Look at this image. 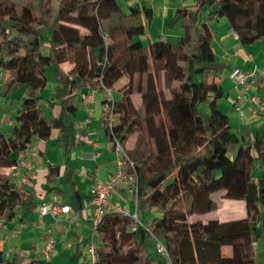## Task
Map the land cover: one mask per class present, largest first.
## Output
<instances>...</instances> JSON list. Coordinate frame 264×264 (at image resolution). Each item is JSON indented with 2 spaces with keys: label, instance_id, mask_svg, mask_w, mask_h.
Segmentation results:
<instances>
[{
  "label": "trees",
  "instance_id": "trees-1",
  "mask_svg": "<svg viewBox=\"0 0 264 264\" xmlns=\"http://www.w3.org/2000/svg\"><path fill=\"white\" fill-rule=\"evenodd\" d=\"M122 2L0 0V74L7 75L0 94L25 86L9 135L0 129V221H11L17 211L28 217L39 205L33 191L18 187L6 172L17 166L15 154L34 140L46 143L54 129L57 142L70 151L80 142L69 121L75 99L85 88L103 91L102 82L118 93L113 101L103 100L100 120L107 139L118 140L131 163L122 171L135 177L136 219L113 210L103 214L94 228V264H166L156 240L170 264H255L254 244L264 235V122L255 131L246 126L234 132L220 108L227 65L215 57L208 22L224 17L238 41L252 46L264 39V0H196L195 9L178 7L167 22L182 31L177 44L143 43L151 9L125 11ZM203 9L205 21L199 22ZM47 68L58 84L52 100L60 108L56 117H46L40 107ZM59 168L48 167L46 194H59L81 214L89 197L74 189L67 162L68 190L61 189ZM218 193L221 200L243 202L244 215L203 218L219 209ZM86 240L75 245L77 260ZM3 253L0 264L16 263V255L3 259ZM27 264L51 263L33 256Z\"/></svg>",
  "mask_w": 264,
  "mask_h": 264
},
{
  "label": "crops",
  "instance_id": "crops-1",
  "mask_svg": "<svg viewBox=\"0 0 264 264\" xmlns=\"http://www.w3.org/2000/svg\"><path fill=\"white\" fill-rule=\"evenodd\" d=\"M121 4L125 11L127 10V6H136L139 8L145 7L151 9L153 13V21L148 27H146L145 34L140 38L143 43H146L148 40L162 39L168 41L171 44H177L182 31L178 24L172 28H169L167 22L171 20L176 9L180 6H186L190 9H195L196 0H123ZM204 12H206V9H203L198 13L199 22L205 21ZM223 18L224 17H219L215 20H212L208 22V25L212 31V46L215 57L218 61L227 65V70L223 74L222 87L224 99H227L228 103L225 104V109L221 107L222 102H219V106L228 115L233 127V125H241L242 122L238 121V114L236 115L237 118L235 120L231 119L232 112H235V105L233 103L234 100L236 101V91L230 95L231 88L234 91L231 81L232 72L238 69L246 70L253 65L264 68V62H257V52H255V49L257 48L256 45L258 42L252 46L241 44L238 39L233 37V32L229 27L227 20ZM93 90H95L94 101L88 105H85L81 102L79 95L80 93H87L91 90L88 91V89L85 88L79 93V95H77L76 99L79 100L76 102L75 99L77 108L69 119L70 123L74 125L75 135L78 136V140L80 141L79 143L77 142L70 149V151L65 152L63 147L57 142L59 131L54 129L51 131L50 138L46 143L40 140H34L31 144V147L26 152H19L15 154V158L17 160H19L21 156L25 157L31 163L32 167L30 169L20 168L15 174H13V171L17 169L15 167L6 170L7 173L12 175L13 180L18 187H21L24 190L31 189L33 191L35 200L38 204L43 201L50 200L53 196H57L61 203H64L59 194L55 192L46 194V188H49V185L46 181V175L49 166H60L58 185L61 189L68 190V186L64 183L63 178L64 164L67 162L68 167L73 169V187L79 192L81 197H89V189L95 178L106 182L110 179L116 169L113 143L107 139L100 120L102 103L104 100L103 98H105L106 95L104 91L99 89ZM260 95L264 97L263 89L260 91ZM52 100L50 103H47L48 101H46V107H41L40 104L43 114L46 117H56L59 114L60 108L58 105H52ZM238 102L242 106L248 104L244 100ZM44 111H49L52 113V116H47ZM248 119L246 122H248ZM10 120L12 119L7 120V124ZM87 120L89 122L86 125H83V123ZM250 120L252 123L254 122L259 124V122H256L254 117ZM8 126L10 125L8 124ZM239 127V129H243L241 126ZM247 127L252 129L251 124H248ZM5 133L9 135L10 131ZM52 143H56L58 146H60L61 151L59 150L58 153L52 155L50 152V148L53 145ZM31 152L34 153V155H32ZM75 182H78V185L81 189H76ZM130 186H132V183L130 182H120L111 193L109 202L121 205L128 211L132 209L134 204L133 206L131 205L130 209L127 207V205L130 204L129 202H131L127 197V195L130 196L132 193V188ZM87 204L88 202L83 203L81 209V214H83V216L80 214L79 220L75 223H70L69 221L71 214H67L63 220L58 222L53 221L50 216H45L42 218L41 223H39L38 212L36 208L28 217L17 211V216L15 218H18V220L20 218L24 219L22 223L17 222L14 228V230H17V234L15 236L18 235L19 240L12 251L8 250L9 253L11 251L10 257H8V253L4 252L2 258L10 259L13 255H16L15 264H17L19 260V263L21 264L22 259L20 256H18V253L19 249H21V246L25 245L27 249L20 250V252H22V254H24L27 258L25 264H27L30 258L33 256L42 260L40 253L42 243L46 237L45 235L47 231L50 230V233L54 236L56 242L54 253L49 260L51 262L54 256L58 254L57 251L59 252V250L63 249V245L61 244L67 243V245H73L71 241L75 240L74 245H76L79 241L86 238H82V234L85 233L83 232V225L84 223L92 224L90 221V213L84 212V208L87 207ZM11 237L14 236L11 235ZM83 244L84 242L79 244L80 250L84 247ZM0 250L2 249L0 248ZM224 254L228 255V253Z\"/></svg>",
  "mask_w": 264,
  "mask_h": 264
},
{
  "label": "built area",
  "instance_id": "built-area-1",
  "mask_svg": "<svg viewBox=\"0 0 264 264\" xmlns=\"http://www.w3.org/2000/svg\"><path fill=\"white\" fill-rule=\"evenodd\" d=\"M233 37L237 39V35L233 33ZM232 80L234 83V88L238 90L236 96V101H234L235 109L240 108L238 101H246L250 105V111L253 114L261 115L264 117V97L260 95V91L264 90V68L253 65L246 70H235L232 74ZM102 89L106 95V99L113 101L112 88L104 85L101 82ZM95 90H91L87 93H80L79 98L81 102L85 105L93 103ZM240 119L245 118V113L240 112ZM114 121V117H110V123ZM89 121H85L83 125H86ZM11 125L12 122L8 121ZM113 151L115 155L116 169L113 175L108 181H101L97 178L93 180V184L89 189V200L87 207L84 208L85 213H90V221L92 222V233L90 236V244L85 245V250H87V258L89 259L88 264H94L95 254V241L97 235L94 232L96 224L101 220L103 214L108 210L122 212L124 214H130L128 210L124 209L118 204L110 203L109 198L111 193L117 187L120 182H134V176H128L122 171V167L130 163L126 157L123 145L116 139L113 140ZM32 153V152H31ZM34 155V153H32ZM131 164V163H130ZM31 163L25 158L20 157L17 166L13 171V174L17 173L20 168L30 169ZM38 212V222L41 223L42 218L45 216H50L53 221L63 220L67 214H71L70 223H75L79 220V212H73L68 204L61 203L57 196H53L48 201H43L37 206ZM136 219L135 214L132 215ZM17 230H14L11 235L15 236ZM10 235V236H11ZM46 237L43 240L41 248V259L44 261H49L50 257L55 250V238L51 235L50 230L47 231ZM155 250L161 254L166 260V264H170V259L168 258L166 249L160 240H156Z\"/></svg>",
  "mask_w": 264,
  "mask_h": 264
},
{
  "label": "rangeland",
  "instance_id": "rangeland-1",
  "mask_svg": "<svg viewBox=\"0 0 264 264\" xmlns=\"http://www.w3.org/2000/svg\"><path fill=\"white\" fill-rule=\"evenodd\" d=\"M53 7H54V12H55V2H54ZM41 41L45 45L47 44V34L42 35ZM256 47L257 48L255 49V52H257V54H256L257 62L263 63L264 62V39L259 41L257 43ZM61 68L64 71H69L70 65L68 63H66L64 60H61ZM233 73H234V71L232 72V74ZM46 74H47V77L49 79H48L46 87L41 92V95H42V101L40 103L41 107H46L45 106L46 101H48L47 103L51 102V100L53 98L52 97L53 96V90L57 87V83L55 81V78H53L52 68H47ZM6 79H7V75L0 74V89L3 87L4 81ZM231 81H232V87H233L234 91L231 88L230 95H232L236 91V96H237L238 90H236L234 88V83H233L232 77H231ZM24 89H25V86H18L17 88L14 89V92L11 95L9 94L7 96H2L0 94V129L3 132H7V131L9 132L10 131V126H8L7 120L13 119L15 114L17 113L18 108H19L20 104L22 103V100L25 97ZM112 94H113L114 98L118 97L117 92L115 91L114 87H112ZM236 96H235V98H236ZM103 99L105 100L106 96ZM132 99H133L135 104H138L139 95L134 94L132 96ZM78 101L79 100L76 99V102H78ZM219 102L220 103L222 102L221 107L223 109H225L226 108L225 104L228 103V100L223 98ZM250 109L251 108H250L249 104H245L243 106L240 105L239 110L235 109L236 114H235V112H232L231 119L235 120L237 118V116H236L237 114H239L240 112H244L245 118L244 119L239 118V120H238L239 122H242L243 124L241 123V125H239V126H241L242 128H245L246 126H248V124H251L252 130L255 131V130H257L258 127H261V124L264 122V117L261 115L252 114ZM44 112L47 116H52V113H50L49 111H44ZM253 117H254V119H256V122H259V124H256L254 122L252 123V121L250 119L251 118L253 119ZM247 119H248V122H246ZM239 126H238V124L233 125L234 132L238 131L237 128ZM59 150L61 151V147L58 146L56 143H54L50 148V152L52 155L55 153H58ZM75 186H76V189H81L78 185V182L77 183L75 182ZM130 187L132 188V186H130ZM127 197H128V200L131 201V202H129L130 204L127 205L128 209H130L131 205L133 206L134 203L132 201L133 199H132L131 195L130 196L127 195ZM215 199H217L219 201V209L214 211V212L205 214L203 218L208 219L211 217H216L220 220H228V219L240 218L244 215L245 205L243 202L235 201V200H221L219 193L215 195ZM129 211H130V214L133 215L134 214V206ZM26 220H27V218H26ZM17 222H18V218H14V219H12V221H0V248L4 252L8 253L7 254L8 257H10L11 251L13 250V248L15 247V245L18 243V240H19L18 235L14 236V237L10 236L12 231L14 230ZM83 229H84L83 232H85V233L82 234V236H83L82 238H84V237L88 238V240H86L85 245L90 244V236L92 233V224L91 223H84ZM74 241L75 240L71 241L73 245H67V243L61 244V245H63L62 246L63 249L59 250V252L57 251L58 254H56L54 256V258L51 260L50 263L51 264H79L81 262V264H88L89 259L87 258V254H86L87 250H85V248H86L85 245L80 250V251H82L80 259L77 260L76 254H75ZM65 245L69 246V247H66ZM254 247H255V264H264V235L261 236L255 242ZM23 249H27V247L25 245H23V246H21V249H19L18 256H20L22 259L21 264H25V262L27 260L26 256L24 254H22V252H20V250H23ZM8 250H11L10 253ZM229 250L230 249L225 248L224 253H229ZM161 260H162L161 257L160 258L157 257V261L160 262ZM19 262H20V260L18 261L17 264H20Z\"/></svg>",
  "mask_w": 264,
  "mask_h": 264
}]
</instances>
